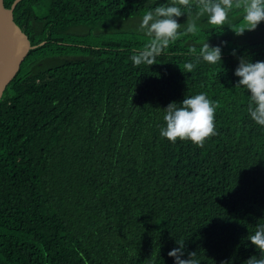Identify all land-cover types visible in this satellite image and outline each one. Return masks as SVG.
<instances>
[{
  "label": "trees",
  "instance_id": "trees-1",
  "mask_svg": "<svg viewBox=\"0 0 264 264\" xmlns=\"http://www.w3.org/2000/svg\"><path fill=\"white\" fill-rule=\"evenodd\" d=\"M162 2L13 9L34 48L0 100V264H172L175 239L200 264L258 256L242 238L264 222V126L246 116L233 68L264 60V21L235 35L233 9L221 31L205 24L133 65L130 50L147 40L137 20ZM205 37L225 41L221 67L181 72ZM200 91L216 102V134L200 146L162 138L160 108Z\"/></svg>",
  "mask_w": 264,
  "mask_h": 264
},
{
  "label": "clouds",
  "instance_id": "clouds-1",
  "mask_svg": "<svg viewBox=\"0 0 264 264\" xmlns=\"http://www.w3.org/2000/svg\"><path fill=\"white\" fill-rule=\"evenodd\" d=\"M233 9L239 11L240 23L227 26L235 35L253 30L264 21V0H163L162 3H154L138 18L134 29L147 40L142 47L131 49L128 58L133 65H151L155 57L184 33H194L205 24L220 26L221 31ZM182 14L186 18L180 23L177 18ZM206 37L200 41L198 51L189 47L186 55L194 59L185 60L181 72L191 73L198 61L210 65L219 62L221 67V50L225 41L209 44ZM232 54H235V49ZM233 75L238 78L233 87L245 96L246 116L255 124L264 126V60L253 62L246 56L237 57ZM215 104L203 91L183 95L179 102L170 101L160 108L162 123L158 127L159 135L170 142L179 139L202 145L206 138L216 134ZM242 239L253 246L258 256L250 254L241 264H264V222L255 223ZM175 244L176 247L167 252L172 264H200L195 251L185 255L184 240L175 239ZM221 264H231V261H221Z\"/></svg>",
  "mask_w": 264,
  "mask_h": 264
},
{
  "label": "water",
  "instance_id": "water-1",
  "mask_svg": "<svg viewBox=\"0 0 264 264\" xmlns=\"http://www.w3.org/2000/svg\"><path fill=\"white\" fill-rule=\"evenodd\" d=\"M20 1L14 0L10 8H5L0 0V100L26 54L34 48L13 20V9Z\"/></svg>",
  "mask_w": 264,
  "mask_h": 264
}]
</instances>
